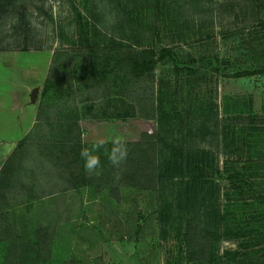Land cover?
I'll list each match as a JSON object with an SVG mask.
<instances>
[{
    "label": "rangeland",
    "instance_id": "rangeland-1",
    "mask_svg": "<svg viewBox=\"0 0 264 264\" xmlns=\"http://www.w3.org/2000/svg\"><path fill=\"white\" fill-rule=\"evenodd\" d=\"M167 47L175 58H159ZM0 48L1 89L37 87L40 114L3 192L19 225L1 264H264V0H0ZM86 64L111 71L43 93L48 74ZM98 140L102 172L90 175L80 149ZM56 170L59 190L27 201ZM50 196L34 256L30 211Z\"/></svg>",
    "mask_w": 264,
    "mask_h": 264
},
{
    "label": "crops",
    "instance_id": "crops-1",
    "mask_svg": "<svg viewBox=\"0 0 264 264\" xmlns=\"http://www.w3.org/2000/svg\"><path fill=\"white\" fill-rule=\"evenodd\" d=\"M0 82L3 83L4 81L0 80ZM34 84L35 82L32 83V85ZM16 90L17 85L15 84H12L11 89L8 90L1 89L0 86V170L8 157L12 154L18 142L34 127L38 116V105L36 102L32 101V99L30 100L31 93L27 98L23 95L24 93L19 94ZM64 193L61 192L59 194L60 196H57V198L61 197L63 200ZM34 201L36 202L37 200ZM52 203V197L50 196L47 203L45 202L41 207L35 205L36 207L30 211L28 228L30 230V236H34V238L30 240L29 245H31L34 256L38 239H41L40 236H37L38 230L47 232L52 229L54 211L49 207L52 206ZM64 211L65 207L61 206L60 215H62ZM15 214H17V212L13 208L0 209V215H2L0 217V231L6 224L9 226V229H13V231L14 229L17 230L16 228L19 225V223L16 222L17 218H15V222H13V216ZM5 215H8V221ZM65 221H67V219ZM60 222L63 223V217ZM60 226H63V224H60ZM43 240L44 243H46L48 238ZM5 241L6 239L0 237V264L2 257H4L3 246Z\"/></svg>",
    "mask_w": 264,
    "mask_h": 264
},
{
    "label": "trees",
    "instance_id": "trees-1",
    "mask_svg": "<svg viewBox=\"0 0 264 264\" xmlns=\"http://www.w3.org/2000/svg\"><path fill=\"white\" fill-rule=\"evenodd\" d=\"M3 49H6V48H0V50H3ZM169 54L172 57H174V58L176 57V55H175V53L173 52L172 49H170L168 47L167 48H162L161 52L159 54V58H163V57H165L166 55H169ZM132 61H133V63L131 65L130 69H129L131 74L134 75V76H140L145 71L152 70L155 67V65L157 63V58H150V59H147V60L133 59ZM203 61L204 62H201L202 64H204L206 60H203ZM196 63H197V61L193 63V66H196ZM187 65L188 64H185L183 62L181 63L180 61L175 59L176 69L179 70V69H181V68H183L184 66H187ZM109 71H111V70L110 69H100V68H97V67H95L93 65L86 64V65L82 66L81 68L64 71L59 77L58 76L57 77H52L51 74H48V76H47V78H46V80L44 82V85H43V93L46 94L50 89H53L57 85V83L60 82L61 79H64V78H69V77L81 78V77H84V75H88V74L106 76L107 72H109ZM246 71L247 70H242L241 72H237L236 76L245 74V73H247ZM38 116H40V114H38ZM39 119L40 118L38 117L37 120H39ZM34 128H35V126L30 131H32ZM26 137H28V134L25 135L18 142V144L16 145V147L13 150L12 154L8 157V159L6 160V162L3 165L2 169L0 170V196H2L0 198V209H4V208L8 209V205L6 206L5 203H2L5 200L3 192L5 191L7 193V191H9V190H13L14 189V184L17 183V180H16L17 179V173H16V171L19 169V165H18L17 160L22 156L21 154H22V150H23V147H24L23 145H24V143L26 141ZM14 154H17L18 156L17 157L14 156V158H13ZM52 156H53V153H52ZM51 160H52V162L56 163L57 165H59L61 163V160L58 159L57 157H54V156L51 158ZM7 165H9V167ZM57 167H60V166H57ZM149 167H151V169H153L150 172V175L154 179L156 177V166H155V161L154 160H153L152 164ZM43 168H44V166H43ZM136 170H137L136 167H134L133 171H131V174L132 175L135 174ZM60 172H61V170H59V171L56 170V172L54 171L55 174H52L53 173V171H52V173H49L50 175H48V172H47V175H46V174H44L46 172L43 171L42 177H48V176L55 175L56 176L55 178L59 180L58 183L56 184V186L53 189L48 190V191L44 190V186L43 185H41V191L40 192L37 190V188L34 189L33 190V194H30V196L27 198V201L36 200V199H38V198H40L42 196H45L46 194L49 195L52 192H54L56 190H59L61 185H63V180L59 177L61 175ZM6 214H8V213H6ZM5 216H6L7 221H8V219H9L8 215H5ZM0 237L2 239H6V240L13 239L14 242L16 241V238H15L16 236L13 233L11 234V229H9V226L7 224L4 226L3 229H1ZM186 244H187V246H186V260L187 261L197 260L198 259L197 257H199L201 255V254H199L198 250H196L199 245L197 243H193L192 241H188ZM10 250H11V247H10Z\"/></svg>",
    "mask_w": 264,
    "mask_h": 264
},
{
    "label": "clouds",
    "instance_id": "clouds-1",
    "mask_svg": "<svg viewBox=\"0 0 264 264\" xmlns=\"http://www.w3.org/2000/svg\"><path fill=\"white\" fill-rule=\"evenodd\" d=\"M104 148V141L98 140L90 146L80 149L81 159L84 161V169L87 174L100 175L102 164L98 153ZM127 158V149L120 147L113 149L111 154H107V159L113 167H119Z\"/></svg>",
    "mask_w": 264,
    "mask_h": 264
},
{
    "label": "water",
    "instance_id": "water-1",
    "mask_svg": "<svg viewBox=\"0 0 264 264\" xmlns=\"http://www.w3.org/2000/svg\"><path fill=\"white\" fill-rule=\"evenodd\" d=\"M37 91H38V88H37V87H34L33 90H32V92H31V98H32L33 100L36 99Z\"/></svg>",
    "mask_w": 264,
    "mask_h": 264
}]
</instances>
